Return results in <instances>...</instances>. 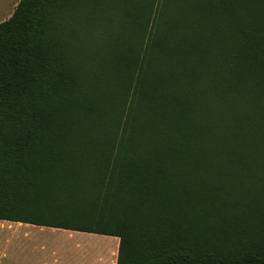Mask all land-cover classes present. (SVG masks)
<instances>
[{"label": "trees", "instance_id": "1", "mask_svg": "<svg viewBox=\"0 0 264 264\" xmlns=\"http://www.w3.org/2000/svg\"><path fill=\"white\" fill-rule=\"evenodd\" d=\"M79 1L0 21V219L117 236L115 264H264V0H115L131 34L93 71Z\"/></svg>", "mask_w": 264, "mask_h": 264}, {"label": "rangeland", "instance_id": "2", "mask_svg": "<svg viewBox=\"0 0 264 264\" xmlns=\"http://www.w3.org/2000/svg\"><path fill=\"white\" fill-rule=\"evenodd\" d=\"M98 0H81L63 10L60 20L62 31L71 39L80 62L86 70H96L106 59L105 46L110 41L131 34L123 13L118 9L115 0L98 2ZM7 6L0 0V21L4 20ZM248 179H254L247 176ZM254 187V186H253ZM256 191L255 187L252 190ZM86 236L92 241H59L60 249L64 247L63 264H83L85 258L93 257L103 249V245L94 241H110L101 236Z\"/></svg>", "mask_w": 264, "mask_h": 264}, {"label": "crops", "instance_id": "3", "mask_svg": "<svg viewBox=\"0 0 264 264\" xmlns=\"http://www.w3.org/2000/svg\"><path fill=\"white\" fill-rule=\"evenodd\" d=\"M6 1V19L14 10L18 0ZM98 233L38 225L22 221L0 219V264H63L64 247L59 241H92L84 239ZM110 241H94L103 249L93 257L85 258L83 264H115L119 238L99 234ZM78 245V244H77Z\"/></svg>", "mask_w": 264, "mask_h": 264}]
</instances>
